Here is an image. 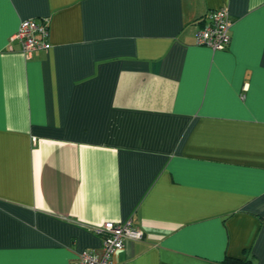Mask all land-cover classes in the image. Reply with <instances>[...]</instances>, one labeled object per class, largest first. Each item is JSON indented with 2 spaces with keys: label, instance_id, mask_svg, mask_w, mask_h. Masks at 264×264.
Returning <instances> with one entry per match:
<instances>
[{
  "label": "crops",
  "instance_id": "obj_1",
  "mask_svg": "<svg viewBox=\"0 0 264 264\" xmlns=\"http://www.w3.org/2000/svg\"><path fill=\"white\" fill-rule=\"evenodd\" d=\"M128 221L114 264H264V0H0V264L100 255Z\"/></svg>",
  "mask_w": 264,
  "mask_h": 264
},
{
  "label": "built area",
  "instance_id": "obj_2",
  "mask_svg": "<svg viewBox=\"0 0 264 264\" xmlns=\"http://www.w3.org/2000/svg\"><path fill=\"white\" fill-rule=\"evenodd\" d=\"M231 21L226 9L211 11L206 23L195 33V43L214 52L225 51L230 44ZM49 25L47 19L23 20L12 40L21 46L24 56L30 57L35 51H47ZM102 238V253L84 251L78 255L73 264H114L113 256L124 248L127 241L138 242L144 237L142 229L135 227L131 221L124 224L106 222L95 229Z\"/></svg>",
  "mask_w": 264,
  "mask_h": 264
},
{
  "label": "trees",
  "instance_id": "obj_3",
  "mask_svg": "<svg viewBox=\"0 0 264 264\" xmlns=\"http://www.w3.org/2000/svg\"><path fill=\"white\" fill-rule=\"evenodd\" d=\"M227 264H247V263L239 259H227Z\"/></svg>",
  "mask_w": 264,
  "mask_h": 264
}]
</instances>
